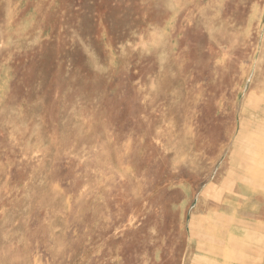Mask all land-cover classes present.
Masks as SVG:
<instances>
[{"label": "rangeland", "instance_id": "obj_1", "mask_svg": "<svg viewBox=\"0 0 264 264\" xmlns=\"http://www.w3.org/2000/svg\"><path fill=\"white\" fill-rule=\"evenodd\" d=\"M261 109L264 0H0V264H264Z\"/></svg>", "mask_w": 264, "mask_h": 264}, {"label": "bare ground", "instance_id": "obj_2", "mask_svg": "<svg viewBox=\"0 0 264 264\" xmlns=\"http://www.w3.org/2000/svg\"><path fill=\"white\" fill-rule=\"evenodd\" d=\"M246 108V107H245ZM249 110V109H248ZM262 110L263 109H261V110H259V112H258V115H257V117H259V116H262V115H264V112H262ZM244 111V110H243ZM258 121V120H257ZM260 123H261V121H260ZM256 125V124H255ZM257 126V125H256ZM254 127V126H253ZM252 127V128H253ZM263 127V126H262ZM254 128H256V127H254ZM242 129L243 128H240V132L242 133ZM259 133V132H258ZM260 135V134H259ZM262 135L264 136V133H262ZM246 154H243V156H245ZM247 170V169H246ZM247 172V171H246Z\"/></svg>", "mask_w": 264, "mask_h": 264}]
</instances>
